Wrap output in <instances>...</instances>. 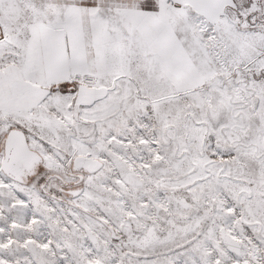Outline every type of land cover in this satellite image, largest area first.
Wrapping results in <instances>:
<instances>
[{
    "label": "snow or ice",
    "instance_id": "1",
    "mask_svg": "<svg viewBox=\"0 0 264 264\" xmlns=\"http://www.w3.org/2000/svg\"><path fill=\"white\" fill-rule=\"evenodd\" d=\"M0 264H264V0H0Z\"/></svg>",
    "mask_w": 264,
    "mask_h": 264
}]
</instances>
